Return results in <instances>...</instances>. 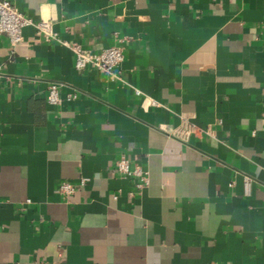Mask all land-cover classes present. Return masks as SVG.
Returning a JSON list of instances; mask_svg holds the SVG:
<instances>
[{"label":"crops","instance_id":"obj_1","mask_svg":"<svg viewBox=\"0 0 264 264\" xmlns=\"http://www.w3.org/2000/svg\"><path fill=\"white\" fill-rule=\"evenodd\" d=\"M10 1L58 39L0 36V264H264V0Z\"/></svg>","mask_w":264,"mask_h":264},{"label":"built area","instance_id":"obj_2","mask_svg":"<svg viewBox=\"0 0 264 264\" xmlns=\"http://www.w3.org/2000/svg\"><path fill=\"white\" fill-rule=\"evenodd\" d=\"M28 26L36 27L38 33L49 39H58V34L54 31L50 21L41 20L36 23L31 18L24 16L10 0H0V36L7 37L12 48L23 42V30ZM70 48L75 55L76 69L84 70L92 67L114 78L118 77L120 67L124 61L122 46L113 45L98 52L87 49L79 43H72ZM135 93L141 95L139 90H136ZM47 101L53 106L61 103L59 84L52 83L49 86ZM150 104L152 106L157 105L156 101L153 100H150ZM116 169L121 177L134 179L138 190H143L149 184L148 171L140 166H133L131 160L125 155L117 161ZM86 184L87 179L84 178L78 184L62 182L58 187V192L60 195L68 197ZM250 185L249 180L246 179L245 190L247 194L250 193ZM27 202H31V200H27Z\"/></svg>","mask_w":264,"mask_h":264}]
</instances>
